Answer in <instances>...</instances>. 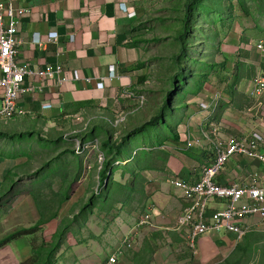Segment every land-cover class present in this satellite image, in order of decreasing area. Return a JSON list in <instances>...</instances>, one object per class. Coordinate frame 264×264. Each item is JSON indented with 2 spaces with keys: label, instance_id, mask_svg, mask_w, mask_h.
Here are the masks:
<instances>
[{
  "label": "crops",
  "instance_id": "0c3cea01",
  "mask_svg": "<svg viewBox=\"0 0 264 264\" xmlns=\"http://www.w3.org/2000/svg\"><path fill=\"white\" fill-rule=\"evenodd\" d=\"M172 1L15 0L19 7L31 10L20 25L19 61L29 63L33 68L59 64L68 76L77 70L80 80L70 81L61 88L49 84L44 94L20 101L29 114L8 121L0 120V131L3 132L0 134L4 140L13 135L22 143L31 139L37 143L40 137L49 139L55 154L77 156L87 170L61 202L58 219L45 223L35 234L19 237L1 247L0 264L29 261L33 257V246L51 242L63 219H67L70 225L53 257L54 264H103L112 256L116 257V264L234 263L241 257L240 253L256 245L257 237H263L264 221L259 215L247 220L244 228L248 232L242 239L234 234L211 233L197 240L195 253L187 249L184 234L172 230L174 219L184 208L185 200L171 181L176 178L197 181L203 166L215 156L212 146L204 140L201 146L187 149L182 136L203 139L204 133H209L231 141L257 131L264 137V119L253 120L245 114L236 124L233 123L231 106L222 113L218 111L221 102L233 103L231 89L237 95H251L255 78L264 74L262 58L253 60V57L241 56L249 45L241 42V34L232 33L225 39L227 58L224 61L228 68L225 74L230 78L213 79L196 95L187 93L181 100L177 97L181 93L175 92L168 105H161V125L155 129L163 135H156L155 140L152 134L153 147L134 144V140L138 141L151 130L153 119L160 114L154 113L149 105L155 94L151 77L153 59L149 52L150 46L161 40L155 35L161 23L156 22L167 21V13L175 9V5L169 6ZM130 12H135L136 16H130ZM167 28V24L161 27ZM35 32L43 35L44 45L33 42ZM50 32L57 33V40L47 41ZM237 47L241 48L239 53H235ZM111 66L117 67L121 80L105 83L103 88L97 87L101 78L109 75ZM250 66L254 67L255 77L242 73V69L248 72ZM232 77L236 78L234 82ZM90 78L92 82L86 81ZM218 93L223 96L214 101L212 98ZM138 96H144L146 102L134 111L138 107ZM161 96L164 103L163 92ZM211 99L214 108L206 110L200 106L201 102ZM43 100L51 101V107L44 108ZM121 114H126V119L115 128L112 123ZM78 117H83L84 123H79ZM85 123L88 126L84 131ZM208 126L210 129L206 130ZM165 127H168V132H165ZM95 131L105 138L102 144L95 141L101 148L91 145L94 141H85L82 145L84 158L76 155L75 140H84ZM73 132L78 133L70 140L63 138V135ZM160 141L163 144L156 145ZM111 146L114 147L111 149ZM262 151L264 153V145ZM99 154L107 158L102 170L109 167L105 182L123 187L128 198V201H116L118 210L111 223L104 222L110 197L108 190L102 195L95 192L102 170L99 174L97 172L98 176L92 175L94 168L99 167ZM116 162L127 163L117 168L114 166ZM38 166L40 160L30 152L14 155L0 151V241L16 231L33 228L41 221L38 196L32 189L39 181ZM253 172L264 176V164L234 157L217 180L221 184H230ZM132 180L134 184L131 185ZM91 196H96L98 203L85 218V226L79 232L74 226L77 220L73 221L78 214L75 205ZM135 204L142 208L136 210ZM214 205L221 209L224 204L216 200ZM147 210L156 214L153 217L155 225L134 232L135 245L128 249L123 245V239Z\"/></svg>",
  "mask_w": 264,
  "mask_h": 264
},
{
  "label": "rangeland",
  "instance_id": "374dc122",
  "mask_svg": "<svg viewBox=\"0 0 264 264\" xmlns=\"http://www.w3.org/2000/svg\"><path fill=\"white\" fill-rule=\"evenodd\" d=\"M193 3L194 9L189 14L187 26H185V18L188 16L187 13L185 14L186 7L188 4ZM173 5H175V9L167 13V21L164 19L162 22H156L161 23L158 25V30H155V35L159 36L161 40L150 46L152 49L149 56H152L153 59L151 77L155 86V94L152 95L149 105L152 106L154 113H160L161 105H168L175 92L181 93L177 95L178 99L181 100V97L187 93L196 95L206 83L211 82L213 79L217 78L220 81L223 76L228 77L225 74L228 68L224 61L227 58L224 44L226 37L232 33L241 34V42L249 44L241 56L253 57V60L262 58V61H264V56H262L264 48H256L258 44H263L264 47V0H175L169 6L172 7ZM176 19H179V22H176ZM165 24L168 28L161 29ZM250 67L247 68L248 72L242 69V73H247L250 76L254 75L255 77V70L252 69L254 67ZM235 79L232 77L233 82ZM231 90L233 91V89ZM232 91L233 103L221 102L218 107L219 113H222L226 107L231 106V112L234 115L233 123L236 124L242 121L245 114L251 116L250 118L253 120L264 119V98H262L263 103L259 105L258 101L252 98L249 93L248 95H237ZM161 92L165 95L164 103L161 101ZM161 117L162 114L160 113L154 119L152 118L151 130L146 132L143 138L138 141L134 140V144L139 146L145 144L144 146L153 147L152 134L155 140L156 135H163L155 129L161 125ZM153 129L155 130L152 133ZM205 129L209 130L210 128L208 126ZM164 130L166 132L168 127H165ZM96 132H93L84 140L80 139L81 142L89 141L91 143L94 141L91 145L101 148L98 143L102 144L105 138H101ZM0 133L3 132L0 131ZM233 137L237 138L236 136ZM3 138L0 136V151L3 153L17 155L22 152H30L37 156L40 160V166H38L39 181L32 189L44 208L58 210L60 203L70 193L69 190L74 189L79 183L78 180L85 174L87 166L83 162L81 164V160L77 156H62L59 152L55 154V150L49 144V139L44 137H40L37 143L32 139H28L27 143H22L13 135L9 137V140ZM161 143L162 141L156 145ZM113 147L111 146V149ZM94 169L95 172L92 175L95 177L97 172L99 174L102 169H97V167ZM94 184L95 180L92 186ZM99 189V195L107 190L110 193L108 212L105 215L104 222L111 223L114 221L116 210H118L116 206L118 202L116 201L128 199L125 196L126 191L121 186L108 185V182L101 183ZM47 200L48 202H46ZM76 205L78 204L76 203ZM135 205L136 210L142 208L140 204ZM77 212L79 211L77 210ZM85 221V219L76 221L74 226L79 232H81L80 228L85 226ZM85 233L87 235V231ZM255 242L256 245L250 246L244 253H240L241 257L234 263L229 261L225 264H264V235L263 237H257ZM36 246L39 247L41 244Z\"/></svg>",
  "mask_w": 264,
  "mask_h": 264
},
{
  "label": "built area",
  "instance_id": "2783aa9c",
  "mask_svg": "<svg viewBox=\"0 0 264 264\" xmlns=\"http://www.w3.org/2000/svg\"><path fill=\"white\" fill-rule=\"evenodd\" d=\"M31 13L30 9L19 7L15 0H0V120L8 121L15 117L29 114V111L20 104L25 98H33L35 95L44 94L52 84L55 88H61L70 81L77 82L80 75L77 70L72 72L71 76L65 74V69L59 64H46L43 68H33L29 63L19 61V31L23 19ZM130 16L135 17V12H130ZM57 40V33L50 32L47 35V41ZM33 42L40 46L45 44L43 35L40 32L33 34ZM257 49H263V44H258ZM240 47L235 48V53L240 52ZM121 80L117 73V67L111 66L107 77L101 78L98 82L99 88H103L105 83ZM92 82L93 79H86ZM50 84V85H49ZM264 95V74L258 75L254 80V86L251 97L261 105ZM129 96V95H128ZM131 96V95H130ZM218 93L214 101L222 97ZM138 110L146 102L144 96L136 97ZM201 102L203 109L214 108V101ZM44 108L51 107V101L43 100ZM126 119V114L118 115L112 125L116 128ZM79 123H84L83 117H78ZM263 120V118H260ZM88 124L85 123L84 131ZM78 132L63 135L65 140ZM181 140L186 144V148L201 146L202 140L208 146H212L214 159L203 166L200 177L197 181H184L182 179H173L171 184L180 191L185 200L184 208L175 217L172 230L184 234L186 247L189 251L195 253L197 249V240L200 237L211 233L234 234L238 239L246 236L248 229L244 228L250 217L259 215L264 221V176L257 172L249 174L246 178L235 179L230 184H221L217 177L226 169L229 161L234 157H242L254 160L264 164V137L261 133L254 131L240 139L231 141L221 140L204 133L203 139L193 138L192 136H182ZM81 140H75L76 155H84ZM168 148L167 144H164ZM86 157V156H85ZM98 169H103L107 158L103 154L97 157ZM127 162H116L115 167L126 165ZM108 182V181H107ZM101 183L95 187V192L100 191ZM222 202L223 208L217 209L214 202ZM156 214L151 211H145L137 220L133 229L123 239V245L131 249L135 245L134 232L139 229L150 228L155 224L153 217ZM115 256L110 257L103 264H116Z\"/></svg>",
  "mask_w": 264,
  "mask_h": 264
},
{
  "label": "trees",
  "instance_id": "16d2710c",
  "mask_svg": "<svg viewBox=\"0 0 264 264\" xmlns=\"http://www.w3.org/2000/svg\"><path fill=\"white\" fill-rule=\"evenodd\" d=\"M194 9V3L193 4H188L185 10V14L187 13L188 16L185 18V23L184 25L187 26V21L189 19V14L192 13V10ZM3 136L2 134H0ZM108 168L105 167L104 170L101 171L100 175V183L105 182L108 178ZM130 184H134V180L130 182ZM110 185V184H109ZM115 187H119V185L113 184ZM110 194V193H109ZM102 197V196H101ZM110 198V197H109ZM39 206H40V211L42 212V219L39 222L38 225H36L33 228L30 229H23L16 231L15 233L9 235L2 241H0V248L3 247L4 245L8 244L12 240H15L19 237H24L28 235H32L37 233L38 231L41 230V227L49 222L52 219H58V210H49L47 208H44L42 205L41 201L37 198ZM48 202V200L46 201ZM96 196H91L87 201L81 200L79 201L75 206V209L78 210V214L74 217L73 221L78 220L79 218H87V215L93 210L94 206L97 204ZM61 204V203H60ZM72 221V222H73ZM69 225L67 219H63L61 221V225L59 226V229L56 234H54L53 239L51 242H46L44 241L41 246H33V257L27 261L24 264H54L53 262V257L56 255V253L59 251L62 242L69 230ZM151 254V253H150Z\"/></svg>",
  "mask_w": 264,
  "mask_h": 264
}]
</instances>
